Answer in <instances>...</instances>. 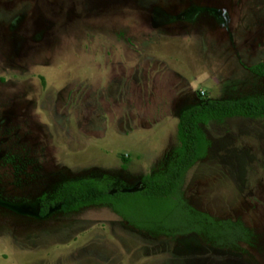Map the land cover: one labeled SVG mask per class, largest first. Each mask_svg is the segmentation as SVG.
<instances>
[{
  "label": "rangeland",
  "instance_id": "rangeland-1",
  "mask_svg": "<svg viewBox=\"0 0 264 264\" xmlns=\"http://www.w3.org/2000/svg\"><path fill=\"white\" fill-rule=\"evenodd\" d=\"M261 62L264 0H0V264H264V115L203 125L207 155L181 187L242 223L235 245L216 229L152 234L105 205L39 216L68 180L135 190L165 172L181 112L264 96Z\"/></svg>",
  "mask_w": 264,
  "mask_h": 264
},
{
  "label": "trees",
  "instance_id": "trees-1",
  "mask_svg": "<svg viewBox=\"0 0 264 264\" xmlns=\"http://www.w3.org/2000/svg\"><path fill=\"white\" fill-rule=\"evenodd\" d=\"M250 70L264 78V62L251 66ZM263 115L264 96L206 100L193 105L183 110L179 116L180 145L176 150L175 159L165 172L143 176L140 188L134 191L116 188L117 180L108 175L85 176L68 180L61 184L53 200L46 195L41 197L39 216L47 217L54 204H58L64 213L76 212L89 206L105 205L121 218L128 220L129 224L152 234L174 235L194 232L200 235L209 234L212 240L216 229L221 235L231 233L235 238L233 242L235 245L248 237L245 236L247 232L242 223L231 220L219 221L209 214L194 209L183 198L181 187L190 169L207 155L210 143L203 130V125L227 118H256ZM177 202L181 206V215H185V222L189 224V228L184 231L176 228L181 224L179 221L172 220L174 219L173 211L178 210ZM133 205H136V210L138 207L142 209L136 212L135 217L130 216V211L133 212ZM147 208L151 210L152 215L153 224L152 226L150 224V228L149 224H145ZM137 219H141L140 222ZM216 240L219 242L218 238ZM217 241L215 242L218 243Z\"/></svg>",
  "mask_w": 264,
  "mask_h": 264
},
{
  "label": "flooded vegetation",
  "instance_id": "flooded-vegetation-1",
  "mask_svg": "<svg viewBox=\"0 0 264 264\" xmlns=\"http://www.w3.org/2000/svg\"><path fill=\"white\" fill-rule=\"evenodd\" d=\"M125 190V189H124ZM135 190H137V189H135ZM126 191V190H125ZM127 191H130V190H127ZM131 191H134V190H131Z\"/></svg>",
  "mask_w": 264,
  "mask_h": 264
}]
</instances>
